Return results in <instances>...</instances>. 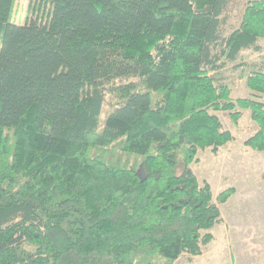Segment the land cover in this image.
Masks as SVG:
<instances>
[{"label":"trees","instance_id":"obj_1","mask_svg":"<svg viewBox=\"0 0 264 264\" xmlns=\"http://www.w3.org/2000/svg\"><path fill=\"white\" fill-rule=\"evenodd\" d=\"M13 1L0 0V264L199 256L235 193L214 203L190 168L234 140L210 111L234 125L249 111L244 145L264 152V72L236 100L214 78L259 50L264 0L226 36L231 0H39L25 25Z\"/></svg>","mask_w":264,"mask_h":264},{"label":"rangeland","instance_id":"obj_2","mask_svg":"<svg viewBox=\"0 0 264 264\" xmlns=\"http://www.w3.org/2000/svg\"><path fill=\"white\" fill-rule=\"evenodd\" d=\"M38 1L14 0L10 22L16 25L28 24L34 17L33 10ZM251 1L254 0H231L222 16L226 19L222 29L224 36L239 27L246 5ZM257 47L259 50L242 51L236 62L227 64L214 74L216 84L227 86L233 100L250 98L251 92L246 87L247 76L252 71L264 72V40H259ZM106 101H110L107 96ZM109 109L108 105L104 106L101 119ZM210 114L219 118L223 129L230 132L234 140L218 148L216 152L211 148L199 150L198 162L193 163L190 168L200 184H209L214 203L217 196L227 189L233 188L236 193L225 204H217L221 221L211 230L201 232V236L212 235V240L202 246L201 254H185L174 264H258L257 259L243 255L247 250L241 242L234 240L229 243L224 230L225 223L229 226L231 223L243 226L249 221L251 229L256 227L260 231L263 225L261 212L264 203V161H258L254 157L264 152L257 153L244 145L257 131V126L251 120L249 111H242L236 125L232 123L227 112L210 111ZM133 160L134 156L130 158V163ZM256 245L257 242L251 247L254 249Z\"/></svg>","mask_w":264,"mask_h":264},{"label":"crops","instance_id":"obj_3","mask_svg":"<svg viewBox=\"0 0 264 264\" xmlns=\"http://www.w3.org/2000/svg\"><path fill=\"white\" fill-rule=\"evenodd\" d=\"M257 156L258 157H254V158H257L258 161L259 160L264 161V153H259V155ZM235 193L233 195H235ZM263 201H264V197L262 198V202ZM261 214L263 218L262 221L263 225L261 231L257 230L256 227H253L251 229L249 221L247 223H244L243 226H241L240 224L238 225L236 224L237 226H235L232 223L229 226L228 224L225 223V228H224L225 232L228 235L227 241L229 243L232 241L234 242V240L241 242L242 246L247 250L243 255L244 256L249 255L250 257L257 259L258 264H264V261H262V259H264V203ZM255 242H257V245L256 248L253 249L251 245H253Z\"/></svg>","mask_w":264,"mask_h":264}]
</instances>
